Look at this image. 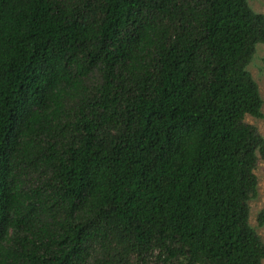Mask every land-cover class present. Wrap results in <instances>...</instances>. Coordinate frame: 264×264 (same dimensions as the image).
Returning a JSON list of instances; mask_svg holds the SVG:
<instances>
[{
  "label": "trees",
  "instance_id": "1",
  "mask_svg": "<svg viewBox=\"0 0 264 264\" xmlns=\"http://www.w3.org/2000/svg\"><path fill=\"white\" fill-rule=\"evenodd\" d=\"M259 44L249 0H0V264H263Z\"/></svg>",
  "mask_w": 264,
  "mask_h": 264
},
{
  "label": "rangeland",
  "instance_id": "2",
  "mask_svg": "<svg viewBox=\"0 0 264 264\" xmlns=\"http://www.w3.org/2000/svg\"><path fill=\"white\" fill-rule=\"evenodd\" d=\"M249 3L255 11L264 13V0H249ZM248 69L258 82L261 96L264 100V44L257 45L255 56L249 64ZM245 120L247 123L256 126L258 131L264 136V116L262 118H256L254 116L247 115ZM255 173L258 176L259 182L258 194L250 201V223L255 227L256 231L264 241V225H260L258 222V214L264 208V159L261 157L259 159Z\"/></svg>",
  "mask_w": 264,
  "mask_h": 264
}]
</instances>
